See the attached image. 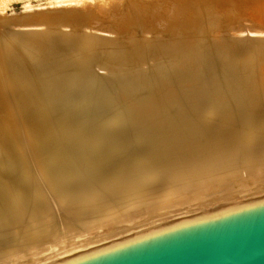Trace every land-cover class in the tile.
Listing matches in <instances>:
<instances>
[{"label": "bare ground", "instance_id": "6f19581e", "mask_svg": "<svg viewBox=\"0 0 264 264\" xmlns=\"http://www.w3.org/2000/svg\"><path fill=\"white\" fill-rule=\"evenodd\" d=\"M100 1L0 10V264L264 193V0H137L111 37Z\"/></svg>", "mask_w": 264, "mask_h": 264}, {"label": "water", "instance_id": "95a60500", "mask_svg": "<svg viewBox=\"0 0 264 264\" xmlns=\"http://www.w3.org/2000/svg\"><path fill=\"white\" fill-rule=\"evenodd\" d=\"M47 264H264V193L106 240Z\"/></svg>", "mask_w": 264, "mask_h": 264}, {"label": "rangeland", "instance_id": "374dc122", "mask_svg": "<svg viewBox=\"0 0 264 264\" xmlns=\"http://www.w3.org/2000/svg\"><path fill=\"white\" fill-rule=\"evenodd\" d=\"M55 1L56 0H0V10L6 9V12L8 11L7 12L8 14L21 13V12H23V8L26 4L31 3L35 6H42V5L43 6H51L52 4H54ZM101 1L100 2L102 4H100L99 7L97 8L98 11L94 12V13H101V15L99 17L96 16V18L99 20V22L95 18V15H97V14H94V13H93L92 17H88L89 19L86 18V20L84 22H86L87 24H91V25L93 24V25L98 26V28H100L103 31L102 35H104L106 37H111V36H115L113 33L120 34V35L128 34V33H130V31H132L131 29L136 28L143 23H146L145 25H143L144 29L153 28L151 23H149L150 18L148 17V13L144 14V11L140 9L142 4H139V3L137 4V0H121L120 2H114V3H111V2L109 3V1H106V0H101ZM230 1H232V0H221V2H219V3H221V5H222V3L223 4L225 3L226 4L225 8L232 6L235 10L241 11V10H239L242 7L240 0H237L235 2H233V1L230 2ZM205 2H206V4H205ZM208 2L210 4V0H206V1H204V3H203V1H202V3H201V1H199V2L197 1L195 4H199L198 6H205V5H209V4H207ZM228 2H229V4H228ZM138 5H139V7H138ZM237 5H238V7H237ZM11 9L13 12L11 11ZM239 14L240 15L235 18L237 21L235 20L232 27H234V26L236 27L238 25V22H239L238 26L240 27V25H242V28L244 25H246L248 27L249 25H247V23L251 25V22L246 19L245 15L242 14V12H239ZM24 15L25 14H23V16ZM137 17H139V20L136 19ZM63 19H65V18H63ZM241 19H242V21L245 20V22L244 21L242 22ZM29 20L31 22H39L40 21L39 18L38 19L37 18H30ZM95 20H96L97 24L95 23ZM63 21H65V20H63ZM240 22L244 23V25L240 24ZM253 25H254V29L262 30L260 27H258V25H255V24H253ZM246 26H244V27H246ZM15 30L17 31V32H15V34L22 32V30H20L18 28ZM19 30H20V32H19ZM12 78L17 79V76L12 77ZM240 189H241L240 191L243 192V191L249 190L251 188L250 187H248V188L242 187ZM188 196L185 198L179 197V198L175 199L173 202H171V205L172 206L183 205L187 202L189 203L190 201L196 200V199H194L193 194H190ZM242 198H245V197H242ZM169 215L171 216L172 213ZM161 218L166 219L167 215L166 214L162 215Z\"/></svg>", "mask_w": 264, "mask_h": 264}]
</instances>
